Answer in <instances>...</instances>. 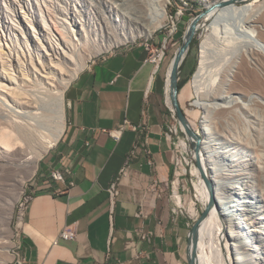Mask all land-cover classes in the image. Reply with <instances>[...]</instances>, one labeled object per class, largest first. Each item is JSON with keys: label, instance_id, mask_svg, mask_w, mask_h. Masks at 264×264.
<instances>
[{"label": "bare ground", "instance_id": "bare-ground-1", "mask_svg": "<svg viewBox=\"0 0 264 264\" xmlns=\"http://www.w3.org/2000/svg\"><path fill=\"white\" fill-rule=\"evenodd\" d=\"M221 1L208 3L209 13L201 20L209 24L192 79V104L203 114L198 151L191 150L202 160L203 173L210 172L207 179L211 183L209 187L199 169L192 168L205 206L208 197L211 202L198 225L195 264H264V0L242 4L234 0L218 6ZM121 3L124 6L116 10V18L110 17L96 30L72 29L75 41L72 30L60 32V40L53 31L46 33L39 24L35 27L23 9L34 39L23 40L22 45L15 38V43L26 48L19 51L14 44H1L0 38V167L8 169L4 174L8 181H20L15 173L19 167L28 166L31 171L27 173H34L39 157L60 138L64 131L63 90L85 65L84 56H90L100 41L110 45L141 34L150 36L168 17V0ZM165 50V41L157 45L155 69L162 64ZM172 62L173 56L165 79L170 107ZM185 135L194 142L187 132ZM25 199L21 211L26 209ZM7 216L0 223V264L12 257L8 254ZM19 220L21 225L22 218ZM189 250L190 246L188 255Z\"/></svg>", "mask_w": 264, "mask_h": 264}, {"label": "crops", "instance_id": "crops-1", "mask_svg": "<svg viewBox=\"0 0 264 264\" xmlns=\"http://www.w3.org/2000/svg\"><path fill=\"white\" fill-rule=\"evenodd\" d=\"M147 42L95 58L67 86L66 127L31 186L20 264H188L190 220L173 212L187 195L171 192L175 151L163 136L167 65L146 61ZM53 169L65 183L51 178ZM117 176L111 210L107 189ZM68 227L75 238H59Z\"/></svg>", "mask_w": 264, "mask_h": 264}, {"label": "rangeland", "instance_id": "rangeland-1", "mask_svg": "<svg viewBox=\"0 0 264 264\" xmlns=\"http://www.w3.org/2000/svg\"><path fill=\"white\" fill-rule=\"evenodd\" d=\"M121 1L122 0H116V1L115 0H0L1 44L5 42L11 43V45L14 44L13 46L19 49V51L20 50L22 51L23 49L26 48H22L18 43H15L14 41L15 38L22 45H24L23 40L30 39L32 41V38L34 39L31 26L29 25L27 20L24 19L23 17V13L21 12L22 9L26 13L27 19L31 20V22L34 24L35 27H37L39 24L44 28L45 32L47 30L46 33H48L49 30H51L53 31L55 38L60 39L62 38L60 35L61 34L60 32L62 31L66 32L67 30H69L70 32L72 29H76V28L78 29V27L80 28V26H84L87 29L90 28L96 30L97 26H101V23L104 21H108L110 17L113 16V18H116L115 16L116 10L124 6L123 3H121ZM246 1L247 0H240L237 3L242 4ZM210 2H212V0H168L166 17L169 14L175 15V13H176V17L170 18L169 22H166L167 19H164L161 23V26L153 30L150 36H145L144 34H141L135 36L134 37L135 40L133 39L134 41L132 39H127V40L125 39L123 40L124 42L122 40L114 41L115 43H111L110 45L104 44V42L102 43V41L98 42V44L94 46L96 47V49L94 47L93 49H91L90 52H92V54L90 56L88 55L84 56L86 59V63L81 70H83L84 67H87L92 60L105 53L112 51L117 46L123 44L136 43L139 41H146V40L149 41L152 40L156 34L157 35L160 34V39H161L160 43H163L165 41L166 50H165L164 60H165V65H167L169 59L173 56L176 48L181 45L184 32L190 25L192 19L196 17V15L202 12H204V14L199 19V21H201L204 17L207 16V14L209 13V7L207 4ZM43 19L45 21H43ZM11 21L15 23V25L11 24ZM201 23L202 24L196 29L192 37L189 49L185 54V58L183 59L181 65L179 66V74H178L179 79L177 80L178 101L181 105V108L187 120L189 121L191 130H193L196 134H198L199 138L201 132L200 120L203 114V110L192 104L194 100L192 79L199 63L200 44L205 38L206 27L209 24V21H204V22L201 21ZM161 27H162L161 31H156L158 28ZM72 32L74 33V30H72L71 33ZM73 33L71 39L75 41L74 36L77 38V35L74 34L73 36ZM97 48L99 49L97 50ZM64 77L66 78L68 77L67 72H65ZM74 77L70 79L67 86L70 85ZM182 82H184V84L179 88ZM67 88L68 87H65L63 90L64 127H66V123H67V99H66ZM56 90L58 89H55L54 92H56ZM54 103H56V101H54ZM42 104H44V102ZM44 106L48 107L47 104H44ZM262 124L261 125L263 126V135H264V122ZM50 148L44 151L43 154L37 160V167L34 173L29 174L31 170L30 167L28 166L21 167V169L19 167L17 171H15V173L20 178V181L18 183H14L13 180L8 181V179H6L7 177L4 175L8 169L0 167L1 225L2 223H4L2 221L3 216L8 215L7 218L10 217L7 219L8 228L10 231L8 240L11 241L10 242L11 247L8 249V254L11 255L12 257L11 259L7 258L5 260V264L21 263V260L18 257V241L21 232V225H19L20 224L19 218L21 217H19L18 215L20 212H22L20 209L21 207L20 205L21 202L24 201V197L27 196L28 194H31L32 192L31 186L33 185L38 175L40 162ZM190 155L193 159L195 158V155L193 154L192 150H190ZM199 162H200V168L196 166L195 161H193V164L190 165V167L186 166V170H187L186 178L188 180V184H187L188 189L187 191H185V194L187 195V200L184 205L183 211L188 215L191 226L193 222L200 216L202 210L205 208V202L201 196V193L199 192L200 189H196V184L198 183V176L196 175L195 172L192 171V168L197 167L199 169L202 178H204L203 179L204 181H206V178L210 180L209 178L210 172H208V175L204 174L202 169L203 166L202 160H200ZM207 169H209L208 165H207ZM214 194L215 192L213 189V198L215 200ZM208 202H209V197L207 204ZM199 254L197 255L199 256Z\"/></svg>", "mask_w": 264, "mask_h": 264}, {"label": "built area", "instance_id": "built-area-1", "mask_svg": "<svg viewBox=\"0 0 264 264\" xmlns=\"http://www.w3.org/2000/svg\"><path fill=\"white\" fill-rule=\"evenodd\" d=\"M174 17H176V13L175 15L169 14L166 22H169L170 18H174ZM161 29L162 27L158 28L156 31H161ZM160 42L161 39L159 38L157 42H153L152 40H149L145 45H142L144 47V50L147 52V56H146L147 62L153 64V57H155L156 47ZM167 107H168L169 115H168V120L164 124L163 136L165 137L166 140H169L174 144L175 157L173 162V174H172V179L170 181V186H171V192L173 194H178L180 190L187 191L188 189L187 188L188 180L186 178L187 175L186 166L190 167V165L193 164L194 159L190 155V150L192 146L190 144V141L185 136V132L181 127L179 120L177 119L174 109L168 105ZM126 123L128 122L124 121L123 126L117 132H110V134L114 138H118L121 129L124 127ZM121 172H123V170H121ZM50 176L55 181L65 183V177L62 171L59 169L51 170ZM118 178H119L118 176L115 177V179L110 183L107 189L111 210L118 195V190H117ZM68 185H73V182H69ZM31 198H32V193L26 196L25 201H27V204L31 200ZM25 210L26 209H22V212H20V214L18 215L19 217L22 218V221ZM183 210H184L183 205L182 206L176 205L173 207L174 213L179 211L183 212ZM75 236H76L75 230L68 227V228H64L59 233L58 237L62 239H73L75 238ZM109 264H117V263L111 262Z\"/></svg>", "mask_w": 264, "mask_h": 264}, {"label": "water", "instance_id": "water-1", "mask_svg": "<svg viewBox=\"0 0 264 264\" xmlns=\"http://www.w3.org/2000/svg\"><path fill=\"white\" fill-rule=\"evenodd\" d=\"M234 0H223L219 2L217 5L222 6L225 3L232 2ZM204 12L196 15L188 28L185 30L183 38H182V43L179 46V49L174 53L173 55V62H172V68H171V74H170V83H171V88H172V93H171V99H172V108L175 111V114L177 116V119L179 122L184 125L185 127V132L191 137V139H194V142L190 141V144L192 148L195 151H198L199 147V136L196 134L193 130L188 125V120L181 108V105L178 101L177 98V91H178V86H177V80L179 79V66L181 65L183 59L185 58V54L187 53L192 37L196 31V24L199 21V19L203 16ZM195 164L198 168H200V162L198 158L195 156L194 158ZM206 183L209 187H211L210 181L206 178ZM211 201H213L211 197ZM211 202L205 206V208L202 210L200 216L193 222L191 229L189 231V239H188V246H190L189 250V255H188V264H195L196 261V248H197V232H198V225L202 219L206 217L208 214L209 208H210Z\"/></svg>", "mask_w": 264, "mask_h": 264}, {"label": "trees", "instance_id": "trees-1", "mask_svg": "<svg viewBox=\"0 0 264 264\" xmlns=\"http://www.w3.org/2000/svg\"><path fill=\"white\" fill-rule=\"evenodd\" d=\"M184 84V82H182V84L179 86V88Z\"/></svg>", "mask_w": 264, "mask_h": 264}]
</instances>
